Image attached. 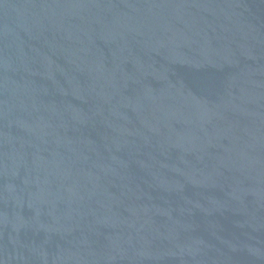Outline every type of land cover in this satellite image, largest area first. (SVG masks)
Listing matches in <instances>:
<instances>
[{
	"label": "water",
	"instance_id": "95a60500",
	"mask_svg": "<svg viewBox=\"0 0 264 264\" xmlns=\"http://www.w3.org/2000/svg\"><path fill=\"white\" fill-rule=\"evenodd\" d=\"M0 264H264V0H0Z\"/></svg>",
	"mask_w": 264,
	"mask_h": 264
}]
</instances>
